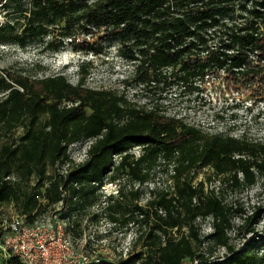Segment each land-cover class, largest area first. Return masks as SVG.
Returning <instances> with one entry per match:
<instances>
[{"label":"trees","instance_id":"16d2710c","mask_svg":"<svg viewBox=\"0 0 264 264\" xmlns=\"http://www.w3.org/2000/svg\"><path fill=\"white\" fill-rule=\"evenodd\" d=\"M22 1L0 0L6 19L0 25L1 44L24 48L50 35V28L53 36L42 51L59 52L65 39L75 45L79 35L72 29L86 19L80 33L94 37L104 31L106 39L120 41L127 62L140 74L136 85L145 92L162 94L176 86L196 99L204 91L208 74L230 70L246 60L223 52L250 44L239 34L243 27L225 23L235 18L228 5L240 3L244 10L247 3L264 7V0H26L29 7L24 10ZM59 26L64 28L61 35L55 32ZM215 35L218 44L212 48L209 38ZM84 48L86 53L101 52L94 46ZM35 67L42 69L39 64ZM91 69L82 60L76 84L62 72L31 78L1 71L0 133L6 140L0 143V208L21 202L11 178L34 182L35 189L44 190L49 205L66 203L70 218L87 206L104 203L112 234L135 226L132 251L138 246L145 251H134L118 264H264V256L254 258L249 249L236 248L229 237L235 217L249 226L251 216L225 204L214 189L205 192L204 182L194 186L190 176L209 166L222 177V190H247L264 179V146L233 137H209L158 111L145 113L117 91L87 87ZM20 128L23 135L14 139ZM87 142L91 144L86 159L74 165L69 148ZM134 148L140 149L138 158ZM162 162L163 171L170 174L173 195L167 189H152L145 205L126 212L125 182L117 197L101 201L104 185L130 177L133 184L144 185ZM66 165L65 173L56 172ZM133 195L139 197L137 192ZM40 208L36 197L26 198L21 215L34 222L43 215L38 213ZM204 223L212 227L210 234L202 232ZM248 232L253 234L255 227ZM220 248L226 249L223 257L215 255ZM7 264L21 263L10 259Z\"/></svg>","mask_w":264,"mask_h":264},{"label":"rangeland","instance_id":"374dc122","mask_svg":"<svg viewBox=\"0 0 264 264\" xmlns=\"http://www.w3.org/2000/svg\"><path fill=\"white\" fill-rule=\"evenodd\" d=\"M66 1V0H61ZM29 5L26 0L22 1V9H26ZM0 6V25L6 19ZM21 15V14H20ZM29 17V14H23ZM86 19L81 20L80 27L72 29L74 34L79 35L75 45L71 44L69 39H65L63 48L59 52L49 50L42 51L45 43L51 41L53 36L52 29L49 28L50 35L44 38L40 37L36 42L30 43L27 47H21L11 44L0 43V76L1 71H10L17 74L28 75L31 78H47L56 73H64L69 77L74 84L78 82L79 66L73 68L70 72L67 67L74 65V62L84 60L92 65L91 75L86 83L87 87L98 91H117L120 95H124L127 102L137 109L144 110L145 113L158 111L169 118L181 119L184 123L190 124L209 137L222 136L233 137L235 139L244 140L251 145L264 146V108L259 106H249L247 109L242 104L230 103L226 104L225 100L228 96L223 93L224 88L216 84L211 90H208L207 95L200 96H185L178 87L165 93L158 92L147 93L142 86L136 85L139 73L136 72L135 65L127 62L123 55L125 51L122 49V43L118 40L106 39V33L101 31L99 34L91 37L86 34H81ZM21 23L24 20L21 19ZM227 27H229L227 25ZM62 26L56 29V34L61 35ZM214 31V30H213ZM22 30L18 33L21 35ZM218 36H211L209 46L216 47L218 44ZM227 44V38H224ZM225 44H220V47L225 48ZM85 46H94L95 49L101 50L97 53H86ZM74 49L82 50L78 52ZM39 64L42 69L36 68ZM76 64V63H75ZM124 81L128 84L124 85ZM90 112H88L89 114ZM220 117H222L220 119ZM23 135V129L16 131L14 139ZM6 138L3 133H0V143ZM91 142L77 143L69 148L70 159L74 165L81 164L87 157V151ZM132 153L135 158L141 154L140 149L134 148ZM161 167H157L153 171L150 180L144 185L133 184V179L126 178V181L108 183L101 188V201L106 198L117 197L120 188L125 185L127 191V200L123 207L126 212H129L136 205L143 206L149 199L148 192L152 189H167L173 195V183L170 180V174L163 170L166 169L165 163H161ZM68 165L58 167L57 173H65ZM54 172V171H51ZM194 186L199 183H205V192L212 189L216 195L221 197L225 204L234 209H243L251 216L249 226H246L242 219L235 217L233 219L232 230L229 232L231 243L240 249H249L252 256L256 259H261L264 256V248L262 242L264 239V179L244 191L222 190L223 186L220 181L222 177H217L214 170L209 167H200L191 175ZM242 179L241 173L238 175ZM14 185L15 191L20 195L21 202L6 203L0 208V214L16 215L22 214L26 198H37L41 203V208L38 213L43 215H56L58 220L64 223L67 234L75 243L77 249H84L97 261L98 264H118L121 261L128 259L134 251L136 253L145 251L142 246H138L133 250L134 241L136 239L135 226L126 233H111L112 224L107 218L109 211L106 204L101 203L92 207H85L84 210L77 212L74 218H70L72 211L67 204L62 202L55 205H49L45 198V192L35 189V183L32 182H16L14 178L9 180ZM220 188V190H219ZM138 193L136 198L133 194ZM40 195V196H39ZM137 199V200H136ZM257 215V217H256ZM200 222V220H197ZM255 227V232L249 234V229ZM202 232L210 234L212 227L204 223ZM226 254L225 248H220L215 255L223 257ZM184 264H190L186 261ZM196 264V263H195Z\"/></svg>","mask_w":264,"mask_h":264},{"label":"built area","instance_id":"2783aa9c","mask_svg":"<svg viewBox=\"0 0 264 264\" xmlns=\"http://www.w3.org/2000/svg\"><path fill=\"white\" fill-rule=\"evenodd\" d=\"M242 5H228L234 10L235 18L226 19L225 23L243 27L239 34L250 40V44L223 52L229 56H243L246 60L230 70L223 68L208 74L201 97L207 95L206 92L219 80V87L224 88L223 93L228 96L225 99L227 105L228 102L240 103L245 109L254 105L263 109L264 7L247 3L244 10ZM231 63V60L227 61L228 67ZM0 251L8 260L17 259L21 264H98L87 251L75 247L64 223L56 215H41L29 222L25 215L0 214Z\"/></svg>","mask_w":264,"mask_h":264},{"label":"crops","instance_id":"0c3cea01","mask_svg":"<svg viewBox=\"0 0 264 264\" xmlns=\"http://www.w3.org/2000/svg\"><path fill=\"white\" fill-rule=\"evenodd\" d=\"M7 257L0 251V264H7Z\"/></svg>","mask_w":264,"mask_h":264},{"label":"clouds","instance_id":"9594fccd","mask_svg":"<svg viewBox=\"0 0 264 264\" xmlns=\"http://www.w3.org/2000/svg\"><path fill=\"white\" fill-rule=\"evenodd\" d=\"M81 63H82V60L77 61V62L75 61L74 65L68 66L67 71L70 72L73 68H76L77 66H80Z\"/></svg>","mask_w":264,"mask_h":264}]
</instances>
